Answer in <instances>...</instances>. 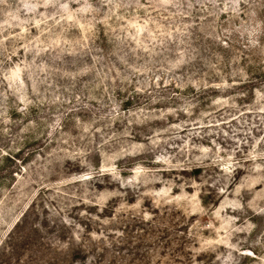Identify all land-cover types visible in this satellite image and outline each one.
<instances>
[{
    "label": "rangeland",
    "instance_id": "374dc122",
    "mask_svg": "<svg viewBox=\"0 0 264 264\" xmlns=\"http://www.w3.org/2000/svg\"><path fill=\"white\" fill-rule=\"evenodd\" d=\"M0 264H264V0H0Z\"/></svg>",
    "mask_w": 264,
    "mask_h": 264
}]
</instances>
